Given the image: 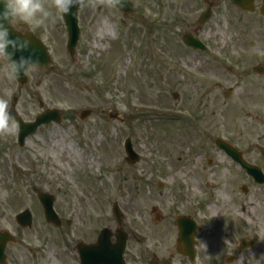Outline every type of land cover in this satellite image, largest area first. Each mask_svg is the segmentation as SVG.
I'll list each match as a JSON object with an SVG mask.
<instances>
[{"label": "rangeland", "instance_id": "obj_1", "mask_svg": "<svg viewBox=\"0 0 264 264\" xmlns=\"http://www.w3.org/2000/svg\"><path fill=\"white\" fill-rule=\"evenodd\" d=\"M131 1L136 9L131 15L117 10L112 0H92L80 12L81 37L74 60L66 50L61 14L47 24L46 33L43 27L28 25L48 46L54 69L40 84L31 79L37 100L22 101L21 117L28 121L42 113L40 100L45 109H58L63 116L60 124L40 128L24 149L0 151L2 226L12 230L16 216L31 211L32 248L62 243L61 230L44 219L40 193L56 198L55 211L72 221L71 230L76 224L78 229H117L112 212L117 203L124 225L148 237L156 227L159 183L161 204L168 207L177 186L194 185L191 176L178 173L190 142L204 139L202 133L194 135L197 111L190 95L196 71L182 38L205 10L198 0ZM44 3L50 6L52 0ZM229 13L224 28L232 32L239 15L232 9ZM223 22L215 16L211 26L215 29ZM173 93L179 94V101ZM116 114L123 122L112 118ZM127 139L140 155L139 163L127 162ZM0 143L1 149L8 144L2 134ZM13 156L20 159L12 160ZM46 253L45 249L41 254Z\"/></svg>", "mask_w": 264, "mask_h": 264}, {"label": "flooded vegetation", "instance_id": "obj_2", "mask_svg": "<svg viewBox=\"0 0 264 264\" xmlns=\"http://www.w3.org/2000/svg\"><path fill=\"white\" fill-rule=\"evenodd\" d=\"M210 2L211 19L200 26L198 18L190 32L196 41L189 48L196 71L191 77L190 95L197 111L194 135L202 133L204 139L190 142L189 155L178 173L191 176L194 185L177 186L169 208L161 204L159 183L156 227L148 237H140L123 223L124 245L117 229L83 225L78 229L76 224L71 230L72 221L63 216L57 227L62 243L35 249L29 246L31 228L16 222L17 227L8 230L0 219V234H11L7 235L6 258H1L0 264H264V0H254L252 12L231 0ZM197 3L202 10L208 8L203 0ZM230 9L239 15L232 32L224 28ZM215 16L226 23L213 29ZM15 30L30 31L17 25ZM5 63L0 58V67ZM48 74L33 69L23 86L0 71V96L11 90L5 98L10 115L17 121L14 134L8 139L2 134L8 144L0 148L1 152L25 148L29 138L21 144L20 122L31 123L39 114L25 121L21 117L22 101L37 100L29 83L36 78L40 84ZM38 102L43 112L45 104ZM77 218L78 214L75 223ZM103 229L107 233L100 244ZM45 249L46 256L41 254Z\"/></svg>", "mask_w": 264, "mask_h": 264}, {"label": "clouds", "instance_id": "obj_3", "mask_svg": "<svg viewBox=\"0 0 264 264\" xmlns=\"http://www.w3.org/2000/svg\"><path fill=\"white\" fill-rule=\"evenodd\" d=\"M91 3L92 0H52V4L46 7L44 0H0V58L7 61L0 71L9 80H16L34 68L43 67L34 53L24 55L31 45L30 39H24L30 31L19 32L20 35L15 37L11 35L16 25L43 27L46 33L47 24L54 22L56 15L74 16ZM73 7H76V12L72 11ZM17 53H20L18 59L15 58ZM10 95L11 90H6L4 96H0V134L13 133L17 128V121L10 115L8 99L5 98Z\"/></svg>", "mask_w": 264, "mask_h": 264}, {"label": "water", "instance_id": "obj_4", "mask_svg": "<svg viewBox=\"0 0 264 264\" xmlns=\"http://www.w3.org/2000/svg\"><path fill=\"white\" fill-rule=\"evenodd\" d=\"M113 1L115 3V6L117 7V9L122 11L124 14H131L135 11L134 6L130 2V0H113ZM206 1L208 2V0H206ZM250 1L251 0H233V3L236 5H239L241 7H244L245 6L244 4L245 3L248 4ZM72 11L76 12V7H73ZM62 15H63L65 25H66V28L68 31L67 49H68L70 56L73 57L76 53V47H77V44H78V41L80 38L78 13L74 16L73 15H67V14H62ZM210 16H211V12H207L206 14H204V16L200 20V23L201 24L204 23L208 18H210ZM11 35L13 37H15V36L20 35V34H19V32L13 30L11 32ZM24 39H30L31 40V45H30V48L28 50V53L26 52V53H24V55H28L29 53H34L35 56L37 58H39L41 64L43 65L42 68H46L47 70H50L52 68V62H51V59L49 57L47 48L43 45V43L36 40L31 34H28V37H24ZM184 42L188 46L194 45V41L192 40V38L190 36H186L184 38ZM9 50L11 51V49H9ZM19 55H20V53H17L15 58L18 59ZM42 68H38V69H42ZM18 80L23 84L27 81L26 76H23V75ZM89 114H90L89 111H84L83 112V118H85ZM52 121L61 122V116H60V112L58 110L47 111L46 113L39 116L37 118L36 122L33 124L21 125V129H22V133L20 136L21 143H23V141L25 140V138L27 136L35 133L39 126H41L43 124H49ZM125 149H126V152L129 156L128 161L130 163H136L139 160V157L133 151L131 141L128 140L126 142ZM40 200L44 206L47 220L49 222H56L57 215L53 209V201H54L53 198L46 196V195H41ZM114 214H115V217H116L118 223L120 224L121 223V213H120V210H119L117 205L114 206ZM31 220H32V218H31V214L29 212H25L24 214H21L18 216V221L21 222V224H23L25 226L29 225L31 223ZM106 233L107 232H105V231L103 232L102 239L99 242L100 244H102L104 242L103 238L106 236ZM5 236L6 235L0 236V259L3 256L6 242L9 240V238L7 236L6 237ZM121 241H122V243L125 242L123 239ZM99 250L100 249H96L94 251L97 252Z\"/></svg>", "mask_w": 264, "mask_h": 264}]
</instances>
